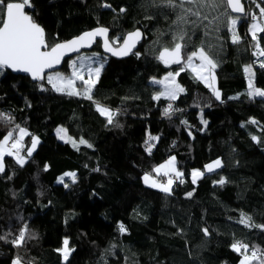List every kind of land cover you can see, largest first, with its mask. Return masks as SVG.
Listing matches in <instances>:
<instances>
[{
    "label": "trees",
    "instance_id": "trees-1",
    "mask_svg": "<svg viewBox=\"0 0 264 264\" xmlns=\"http://www.w3.org/2000/svg\"><path fill=\"white\" fill-rule=\"evenodd\" d=\"M102 2L116 11L101 7ZM257 2L264 6V0ZM33 3L34 9L29 11L37 13L35 18L50 44L99 26L109 29L110 38L140 29L144 40L136 51L139 58H108L94 89L96 101L120 110L116 117L119 127L109 125L92 101L53 91L46 79L32 83L7 70L0 76V112L14 118L12 124L0 122V139L16 124L30 134L21 150L27 160L23 167L12 156L4 157L0 235L10 231L11 240L27 224L34 236L20 248L0 240V264H11L17 256L22 264H239L241 256L229 247L234 239L264 250V232L235 222L244 212L264 224V98L249 100L243 94L247 80L242 68L253 61L255 50L248 34L250 19L239 21V44L227 38L222 47L210 50L219 62L215 74L223 103L185 70L177 77L185 92L171 101L174 108L183 111H176L169 119L163 111L170 101H154L152 95L159 87L150 84L151 78L160 79L181 68L165 67L156 59L162 45L170 40V35L161 36L168 30L161 14L165 10L147 6L146 0ZM120 7L126 8V13H119ZM147 15L155 19L147 20ZM220 34L229 35L226 29ZM259 35L264 47V33ZM201 39L208 38L198 32L193 37L195 45L199 46ZM91 52L101 54L98 43ZM69 60L61 69L64 73L69 72ZM253 70L256 86L264 89V69ZM37 84L47 90L41 91ZM237 95L239 99H229ZM201 115L207 126L201 123ZM250 119L258 123H248ZM60 127L72 139L83 138L92 147L81 145L78 151L59 141L56 129ZM144 130L147 137L149 133L159 137L152 141L155 147L151 155L145 151L144 141L138 140ZM32 135L40 143L27 157ZM252 136L260 142H254ZM171 156L176 157L184 182L174 183L171 195L145 186L144 174L153 175L152 169ZM216 159L224 166L193 184L191 171L202 170ZM97 168L100 170L95 171ZM65 173H75L76 182ZM62 176L68 187L57 183ZM221 177L225 184L214 183ZM120 224L126 227L125 234L119 232ZM205 227L209 236L202 231ZM65 237L74 249L68 262L55 251Z\"/></svg>",
    "mask_w": 264,
    "mask_h": 264
},
{
    "label": "snow or ice",
    "instance_id": "snow-or-ice-1",
    "mask_svg": "<svg viewBox=\"0 0 264 264\" xmlns=\"http://www.w3.org/2000/svg\"><path fill=\"white\" fill-rule=\"evenodd\" d=\"M251 2L259 9V16L248 11L242 0H146L147 6L165 10L161 14L168 24V30L161 32V36L170 35V40L162 45L156 59L164 64L165 67H169L172 64L181 65L179 71L175 73L168 72L163 79L155 77L150 79V84L162 86L161 90L154 92L152 99L159 101L161 98H164L170 101L163 111L165 117L171 119L176 111H183L182 109L174 108L171 101L177 100L179 95L185 92V88L176 79L180 75V72L185 70H190L193 78L198 82L204 83L205 87L209 88L212 92L215 99L223 103L220 90L215 87V70L219 67V62L211 54L210 50L214 46L222 47V42L227 38H230L232 44H239L242 37L237 30V26L238 22L244 17H248L252 21L248 26V34H250L251 40L254 42L253 47L255 50L252 52V56L256 59L242 68L247 80V91L243 94L247 95L249 100H254L256 97L264 98V89L256 86V72L253 70L257 66L259 69H264V60L260 59L264 57V47L261 46V37L259 35L260 33H264V24L259 22V20H264V6H261V3H257V0H251ZM101 7L116 11L107 2H102ZM31 9H34L33 0H0V76L4 75L5 70L10 69L14 73L27 74L31 77L32 81L41 82L46 79L53 91L92 101L96 111L106 118L109 125L119 127L120 125L116 121V117L121 114L120 110L110 109L94 98L95 86L99 82L101 72L108 57H100L98 53H93L87 57L81 56L79 64L76 61L71 62V76H65L58 71L53 74L47 70L59 65L67 52H78L80 48L91 47L96 42L97 37L103 39L105 52H110L113 56L117 57L133 54L139 58L140 53L133 52L132 50L142 38L143 33L140 29H135L123 36L110 38L109 29L105 26H99L93 30L85 31L71 40L50 44L44 27L35 18L37 13L29 11ZM126 11L127 9L124 7L119 8V13L121 14L126 13ZM216 13L219 14L217 15ZM145 19L152 20L155 19V16L147 15ZM222 29H226L229 35H221ZM198 32H202L203 37L208 38L201 39L199 46L195 45L193 41V37ZM213 41H216L217 44L214 45ZM159 42L158 39L157 43ZM190 45L191 49L189 50ZM195 61H199V63H195ZM85 70L87 78H85ZM76 81H80V85H77ZM13 86L15 87V85ZM36 86L41 91L47 90L43 84H37ZM130 98L132 97H124L123 99L127 100ZM135 98L138 99V97ZM229 99H239V95L229 97ZM26 104L28 107H31V104L27 100ZM200 120L202 124L207 126L208 122L203 118V115L200 116ZM0 122L12 124L14 118L9 114L0 112ZM248 123L257 124L258 122L250 119ZM181 124L190 128L186 120H181ZM244 126V124L241 125V127ZM56 133L59 139L64 140L65 143H71L78 151L81 145L89 148L92 147L83 138H80L78 141L72 139L63 127L57 128ZM27 135H30L27 129L16 124L15 128L9 130L0 139V173L5 172V156H12L21 167L27 162L25 156L20 154L21 142ZM189 135H192L191 131H189ZM158 139L159 137L149 133L147 139L144 141L145 151L149 155H151L155 147L152 141ZM252 140L257 143L260 142L256 136H252ZM9 141H12L10 147ZM39 143V138L32 135L31 146L27 149V157L32 156ZM223 166L222 160L216 159L206 164L203 170H192V183L195 184L206 173H212ZM47 167L45 165V170H47ZM99 170V168L95 169V171ZM152 171L156 173L157 177L160 175L167 177L166 182L154 178L149 173L144 174L142 177L143 182L146 186L156 188L168 195L172 194V186L175 181L184 182V173L177 168L175 156L169 157L164 164L153 168ZM64 175L70 176L73 183L76 182L75 173H65ZM226 182L225 178L221 177L219 181H215L214 183L223 185ZM57 183H63L65 187H68L64 182L63 176L57 179ZM187 196L191 197L192 193H187ZM235 222L249 230L259 229L261 232H264V224L256 223L251 215L244 212H240L239 218ZM118 227L121 234L126 233L127 229L123 224H120ZM178 231L182 232L183 230L178 229ZM202 231L205 236L211 234L207 227L203 228ZM11 235L13 234L10 231L0 235V240L11 243L15 248L22 247L29 238H34L27 224H24L19 229L18 234L13 239L8 240V236ZM229 247L241 256L239 264H264V250L254 244L234 239ZM55 251L62 256L64 262H68L74 249L70 247L69 239L65 237L62 246ZM11 264H22L21 257L17 256L14 258Z\"/></svg>",
    "mask_w": 264,
    "mask_h": 264
},
{
    "label": "water",
    "instance_id": "water-1",
    "mask_svg": "<svg viewBox=\"0 0 264 264\" xmlns=\"http://www.w3.org/2000/svg\"><path fill=\"white\" fill-rule=\"evenodd\" d=\"M260 1H261V0H260ZM242 2H243V1H242ZM92 30H93V29H92ZM140 31H141V30H140ZM141 32H142V31H141ZM142 33H143V32H142ZM71 39H73V38H71ZM71 39H69V40H71ZM143 40H144V34H143L142 38L139 40V42L136 44V47L132 50L133 52H136V51H137L139 45L143 42ZM67 41H68V40H67ZM97 43L99 44L100 52H101L102 56H104V57L106 56V57H108V58H112V59H114V60H123V59H126V58H128V57H130V56L133 55V54H129V55H127V56H121V57L113 56L110 52H105V51H104V47H103V39L100 38V37H97V38H96V42L93 43V44L91 45V47H83V48H80V50H79L78 52H71V51L67 52V53L63 56V58H62V60H61V63H60L59 65H57L55 68L50 69V70H47V71L50 72V73H54V72H57V71H61V69L63 68L64 62H65L66 60H69V59H71V58H74V57H76V56H79V55H81V54H83V53H90L91 51H93V49L95 48V46L97 45ZM121 43H122V42H121ZM172 65H174V66H181V65H177V64H172ZM7 71H9L10 73H12V74L15 75V76L27 77L32 83H42V82H43V81H41V82L32 81L31 77L28 76V75L25 74V73H14V72H12L10 69H8Z\"/></svg>",
    "mask_w": 264,
    "mask_h": 264
},
{
    "label": "rangeland",
    "instance_id": "rangeland-1",
    "mask_svg": "<svg viewBox=\"0 0 264 264\" xmlns=\"http://www.w3.org/2000/svg\"><path fill=\"white\" fill-rule=\"evenodd\" d=\"M247 1H250V3L248 4V11H250V12H252L253 14H255V15H257V16H259V9H257L256 8V6H255V4L254 3H252L251 2V0H247ZM258 3V2H257ZM245 4V3H244ZM251 21V20H250ZM252 22V21H251ZM259 22L260 23H262V24H264V20H259ZM239 23V22H238ZM93 53H98L99 54V56L101 57V54L99 53V52H90V53H83V54H81V55H79V56H76V57H74V58H72V59H70L69 61H68V73H64V72H62V71H58V72H60L61 74H63V75H65V76H71V72H72V69H71V67H70V64H71V62L72 61H76L77 62V64H79L80 63V60H79V58L81 57V56H85V57H87V56H90V55H92ZM104 57V56H103ZM195 63H199V61H195ZM93 66H95V65H93ZM180 70V69H179ZM179 70H177V71H179ZM176 71V72H177ZM188 71H190V70H188ZM171 72H173V73H175L174 71H171ZM191 72V71H190ZM55 73V72H54ZM53 73V74H54ZM192 73V72H191ZM166 75V74H165ZM164 75V76H165ZM164 76H162L160 79H163L164 78ZM178 77V76H177ZM177 77H176V79H177ZM85 78H87V72H86V70H85ZM47 81V80H46ZM177 82H178V80H177ZM80 81H76V84L77 85H80ZM179 83V82H178ZM203 85H204V83H202ZM156 86H158L159 87V90H161V88H162V86L161 85H156ZM205 86V85H204ZM215 87L217 88V78H216V81H215ZM209 89V88H208ZM77 97V96H76ZM162 99H164V98H162ZM147 134L143 131V132H139V134H138V140H145V138L147 137L146 136ZM56 136H57V133H56ZM28 137V135L27 136H25L24 138H23V141L21 142V150H22V148H23V146H24V144L26 143V138ZM57 138H58V136H57ZM58 140L59 141H62V142H64V140H62V139H59L58 138ZM28 141H30V143L28 144L29 145V147L31 146V137L29 138V140ZM71 144V143H70ZM38 146V145H37ZM28 147V148H29ZM37 149V148H36ZM21 154V153H20ZM168 160V159H167ZM166 160V161H167ZM166 161H164L163 163H161V164H164ZM215 161V160H214ZM213 162V161H212ZM211 163V162H210ZM161 164H159V165H161ZM209 164V163H208ZM159 165H157V166H159ZM156 166V167H157ZM204 169V168H203ZM202 169V170H203ZM219 169V168H218ZM218 169H216V170H218ZM215 170V171H216ZM192 172V171H191ZM206 174H210V173H206ZM154 178H157L158 180H159V177L160 176H162V175H160L159 177H157L156 176V173H154L153 172V175H152ZM190 180H191V182H192V178H191V173H190ZM142 182H143V179H142ZM176 182H179V181H175L174 183H176ZM173 183V184H174ZM143 184L145 185V183L143 182ZM146 186V185H145ZM148 187V186H147ZM151 188V187H150ZM153 189H155V190H158V189H156V188H153ZM159 191V190H158ZM161 192V191H160ZM162 193H164V192H162ZM164 194H166V193H164ZM167 195V194H166ZM63 260V259H62Z\"/></svg>",
    "mask_w": 264,
    "mask_h": 264
},
{
    "label": "built area",
    "instance_id": "built-area-1",
    "mask_svg": "<svg viewBox=\"0 0 264 264\" xmlns=\"http://www.w3.org/2000/svg\"><path fill=\"white\" fill-rule=\"evenodd\" d=\"M244 1H245L246 6H248V4L250 3V1H247V0H244ZM255 59H256V58L253 57V61H254ZM260 59L263 60L264 57H261ZM257 67H258V66H257ZM146 139H147V137L145 138V140H146ZM145 140H144V141H145ZM11 143H12V141H9V147L11 146ZM159 180H160V181H164V182H166L167 177H165V176L162 175V176L159 177Z\"/></svg>",
    "mask_w": 264,
    "mask_h": 264
},
{
    "label": "crops",
    "instance_id": "crops-1",
    "mask_svg": "<svg viewBox=\"0 0 264 264\" xmlns=\"http://www.w3.org/2000/svg\"><path fill=\"white\" fill-rule=\"evenodd\" d=\"M239 24V23H238ZM144 132L146 133V131L144 130Z\"/></svg>",
    "mask_w": 264,
    "mask_h": 264
},
{
    "label": "clouds",
    "instance_id": "clouds-1",
    "mask_svg": "<svg viewBox=\"0 0 264 264\" xmlns=\"http://www.w3.org/2000/svg\"><path fill=\"white\" fill-rule=\"evenodd\" d=\"M102 55V54H101Z\"/></svg>",
    "mask_w": 264,
    "mask_h": 264
}]
</instances>
